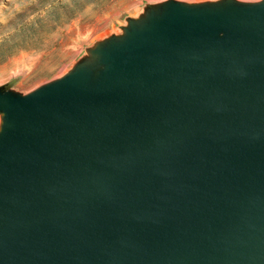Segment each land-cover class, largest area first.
I'll return each instance as SVG.
<instances>
[{
    "label": "water",
    "instance_id": "water-1",
    "mask_svg": "<svg viewBox=\"0 0 264 264\" xmlns=\"http://www.w3.org/2000/svg\"><path fill=\"white\" fill-rule=\"evenodd\" d=\"M98 54V81L0 91V264H264V3Z\"/></svg>",
    "mask_w": 264,
    "mask_h": 264
},
{
    "label": "rangeland",
    "instance_id": "rangeland-1",
    "mask_svg": "<svg viewBox=\"0 0 264 264\" xmlns=\"http://www.w3.org/2000/svg\"><path fill=\"white\" fill-rule=\"evenodd\" d=\"M264 0H0V91L26 97L80 69L98 81V51L179 5L253 7ZM4 116L0 113V132Z\"/></svg>",
    "mask_w": 264,
    "mask_h": 264
}]
</instances>
